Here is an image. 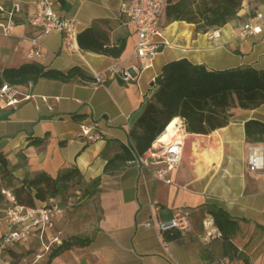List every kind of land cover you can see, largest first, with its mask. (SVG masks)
<instances>
[{
  "label": "crops",
  "instance_id": "1",
  "mask_svg": "<svg viewBox=\"0 0 264 264\" xmlns=\"http://www.w3.org/2000/svg\"><path fill=\"white\" fill-rule=\"evenodd\" d=\"M121 1L55 0V8L72 22L77 34L94 27L107 35L110 43L123 41L125 47L118 58L83 51L79 46L68 50L61 34L51 33L41 37L43 57L37 59L30 57V45L22 39L39 33L25 22L35 10L34 0H0L5 9L14 4L20 7L12 34L4 36L0 30V72L38 63L63 73L78 67L89 78L93 72L104 73L101 84L79 78H41L18 87L28 100L12 107L0 106V151L8 161L13 182L19 185L40 173L55 178L74 168L89 185L77 211L66 207L71 202L64 204L62 193L43 203L34 202L35 206L55 202L65 207L56 216L53 230L46 232L47 240L56 233L60 243L73 236L89 239L84 247L62 251L51 264H264V143H247L244 133L246 121L264 122V104L251 110L231 109L228 124L208 135L183 134L181 159L168 174L170 184L153 179L151 172L158 166L150 164L127 161L112 172H103L107 161L126 149L129 131L166 63L185 58L214 70L238 66L264 69V24L259 34L246 39L238 36L241 26L253 22L255 13L264 10V0H243L237 18L205 33L184 21L166 23L164 16L161 25L158 19L168 46L137 81L128 83L108 71L133 62L136 35L119 12ZM80 123L94 125L102 138L84 140L79 134ZM252 155L262 162L255 173L247 162ZM94 179L97 182L91 184ZM209 206L222 209L237 221L239 229L232 243L246 261L221 256V238L216 237L219 230L208 213ZM176 210L189 212L191 228L164 234L169 256L163 250V235L144 223L167 220ZM201 248L207 250L208 259L201 257Z\"/></svg>",
  "mask_w": 264,
  "mask_h": 264
},
{
  "label": "trees",
  "instance_id": "2",
  "mask_svg": "<svg viewBox=\"0 0 264 264\" xmlns=\"http://www.w3.org/2000/svg\"><path fill=\"white\" fill-rule=\"evenodd\" d=\"M242 2L243 0H167L163 13L167 23L184 21L195 25L197 32L205 33L221 28L237 18ZM77 45L83 51L113 58H118L125 47L121 40L110 43L108 36L94 27L77 34ZM41 78L58 81L73 78L93 80L78 67H72L63 73L45 69L38 63H26L17 68L3 69L0 72V87L3 84L17 87L34 84ZM153 88V94L129 131L131 142L140 155L151 148L153 142L176 118L182 121L187 134L208 135L228 124V112L231 109L251 110L263 105L264 69L238 66L214 70L204 64L181 58L162 67L154 79ZM244 133L247 143H264V122L254 119L246 121ZM132 159V155L125 149L107 161L103 172H112L117 166ZM11 172L5 155L0 151V179H11ZM75 177L81 178V175L74 168L55 178L40 173L31 179H23L11 191L19 204L34 207L35 201L43 203L58 196ZM96 182L97 179H94L91 184ZM0 203L3 205L1 193ZM208 213L221 233V256L246 261L232 243V237L239 229L237 221L216 206H209ZM88 243V238L78 236L63 240L50 251L43 264H51V260L62 251L84 247ZM8 252L15 253L12 249ZM207 253L205 248H201L203 259H208Z\"/></svg>",
  "mask_w": 264,
  "mask_h": 264
},
{
  "label": "built area",
  "instance_id": "3",
  "mask_svg": "<svg viewBox=\"0 0 264 264\" xmlns=\"http://www.w3.org/2000/svg\"><path fill=\"white\" fill-rule=\"evenodd\" d=\"M167 0H122L119 12L125 23L133 27L136 42L132 49L133 62L128 66L119 68L114 66L108 71L115 74L124 83L137 81L141 73L153 66V62L165 46H168L163 40L158 19L166 5ZM35 10L26 18L25 22L32 27L38 29L39 33L35 36H23L29 45V55L32 58L42 59V47L40 39L51 33H59L62 36L63 43L68 50H77V33L73 28L72 22L63 18L55 8V0H34ZM20 11L18 4H14L11 8L5 9L0 6V30L2 35L10 36L15 27V17ZM253 22L244 23L239 31V38L259 34L264 24V10L256 12ZM94 83L101 84L104 80V73H92ZM29 96L22 95L17 86L3 84L0 87V106L12 107L22 101L28 100ZM174 136L167 141H160L157 138L151 148L143 155L138 154L133 143L128 142L126 149L132 155V161L142 165L158 166L151 172V176L155 180L163 181L170 184L171 179L168 177L179 163L182 154L183 134L185 129L182 121L176 125ZM80 136L88 141L93 142L100 140L102 135L97 131L94 125L79 124ZM249 170L255 173L262 167L261 159L257 156H250L247 160ZM3 212L6 231L0 236V264H5V253L12 249L13 246L25 244L29 237L38 234L41 253L37 255L40 258L43 253H49L55 244L60 243L59 234L45 238L46 231L54 228L55 218L62 214L65 207L58 203H47L42 206H26L19 204L15 199L12 191L2 189ZM71 203L66 205L70 207ZM157 214L158 207L154 206ZM147 228L156 229L163 235V250L171 256L167 242L164 240V234L169 231L188 232L191 228L190 214L186 210H176L173 216L167 220L157 218L154 221L144 223ZM209 237L212 235L209 233ZM216 237L221 238V233L216 232Z\"/></svg>",
  "mask_w": 264,
  "mask_h": 264
},
{
  "label": "rangeland",
  "instance_id": "4",
  "mask_svg": "<svg viewBox=\"0 0 264 264\" xmlns=\"http://www.w3.org/2000/svg\"><path fill=\"white\" fill-rule=\"evenodd\" d=\"M163 18L164 14L161 13L159 19L160 24L163 25ZM167 23V21H166ZM12 161V160H10ZM9 161V162H10ZM12 163V162H11ZM18 184L13 182L11 179L1 180L0 179V192L3 189H11L13 190ZM89 189V185L85 182L82 178L75 177L71 181H69L67 188L63 190L61 193L64 196V204L67 202H71V206L69 210L77 211L79 207L82 205L81 199L85 196L86 191ZM4 206L0 203V236L4 234L6 231L5 221H4ZM47 232V231H46ZM45 232V233H46ZM41 249L40 240L38 234L35 233L29 237V240L25 244H19L12 247L14 250V254L16 255L15 258L11 259L10 253H5V264H9L12 260L13 263L10 264H40L47 259L48 255H45L42 258H38L37 255L40 253L39 250Z\"/></svg>",
  "mask_w": 264,
  "mask_h": 264
},
{
  "label": "bare ground",
  "instance_id": "5",
  "mask_svg": "<svg viewBox=\"0 0 264 264\" xmlns=\"http://www.w3.org/2000/svg\"><path fill=\"white\" fill-rule=\"evenodd\" d=\"M177 123H178V118L174 119L173 122L166 128V130L159 136V140L167 141L169 138L173 137L175 131L177 130L176 129Z\"/></svg>",
  "mask_w": 264,
  "mask_h": 264
}]
</instances>
